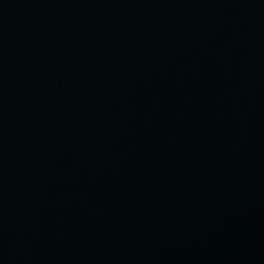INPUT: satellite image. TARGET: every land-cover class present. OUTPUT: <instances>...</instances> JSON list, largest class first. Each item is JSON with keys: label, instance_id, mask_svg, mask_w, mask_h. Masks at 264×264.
<instances>
[{"label": "water", "instance_id": "obj_1", "mask_svg": "<svg viewBox=\"0 0 264 264\" xmlns=\"http://www.w3.org/2000/svg\"><path fill=\"white\" fill-rule=\"evenodd\" d=\"M0 264H264V0H0Z\"/></svg>", "mask_w": 264, "mask_h": 264}]
</instances>
